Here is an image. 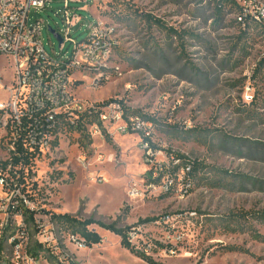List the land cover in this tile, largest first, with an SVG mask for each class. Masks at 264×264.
Returning a JSON list of instances; mask_svg holds the SVG:
<instances>
[{
  "label": "rangeland",
  "instance_id": "rangeland-1",
  "mask_svg": "<svg viewBox=\"0 0 264 264\" xmlns=\"http://www.w3.org/2000/svg\"><path fill=\"white\" fill-rule=\"evenodd\" d=\"M84 5L70 39L80 41L88 24L100 18L112 28L116 47L100 85L92 87V74L73 84L76 94L88 101L120 100L130 111L155 119L156 143L202 168L183 200L134 198L129 191L142 187L145 173L137 135L93 139L71 131L60 137L57 148L34 164L42 211L121 229L138 225L145 241L161 239L163 227L155 221L168 215L185 235L172 252L132 251L114 232L92 224L101 242L81 250L69 245L75 263L264 264V65L256 70L264 59V35L243 34L234 15L219 16L201 0H88ZM62 14V0H53L29 18L42 19L46 52L67 57L73 44L60 46L48 30L65 31ZM140 14L164 26L146 23ZM248 87L252 105L244 101ZM4 94L0 90V100L7 102ZM80 152L86 154L85 166L77 160Z\"/></svg>",
  "mask_w": 264,
  "mask_h": 264
},
{
  "label": "built area",
  "instance_id": "built-area-1",
  "mask_svg": "<svg viewBox=\"0 0 264 264\" xmlns=\"http://www.w3.org/2000/svg\"><path fill=\"white\" fill-rule=\"evenodd\" d=\"M52 1L0 0V90L8 96L7 102L0 100V264H76L69 245L75 250L87 247L83 238L63 231L51 213L42 211V183L36 178L34 164L56 149L65 135L61 120L69 121L73 128L84 123L93 139L137 135L144 181L140 189L132 188L129 196L183 200L194 188L193 160L156 143L155 121L127 113L120 100L88 101L76 94L73 84L92 74L96 75L92 87L100 85L116 40L112 28L100 18L88 24L87 35L80 41L70 39V29L82 22L77 11L83 10L88 0H62L65 31H58L60 46L71 42L73 49L67 57L60 52L49 55L42 41L43 21L31 20L29 15L50 7ZM201 1L213 7L228 2L225 10L235 6L229 14L241 29L249 32L257 28L264 35V0ZM75 2L84 4L72 7ZM244 101H254L249 87ZM88 118L93 120L86 122ZM77 160L85 166L86 154L80 152ZM171 218L167 215L155 221L163 227L159 241H145L138 225L129 228L126 238L142 252L152 251L155 243L172 252L185 235L171 224Z\"/></svg>",
  "mask_w": 264,
  "mask_h": 264
},
{
  "label": "trees",
  "instance_id": "trees-1",
  "mask_svg": "<svg viewBox=\"0 0 264 264\" xmlns=\"http://www.w3.org/2000/svg\"><path fill=\"white\" fill-rule=\"evenodd\" d=\"M221 4L222 5L220 7H218V5L217 6L215 5V7H214L216 13L219 16L224 14V13H231L235 8V6L232 5L226 11L225 9L228 6V2L224 1ZM139 16L146 23H150V24L152 23V24L164 26V24L159 19L153 17L150 14H140ZM234 23H236V20H234ZM237 25L243 34L247 32L246 30L241 29L239 24H237ZM167 29L170 33H172L174 35H179L178 31H176L175 29H173L171 27H168ZM259 33L262 34L263 30H260ZM263 65H264V59L260 61L258 68L256 69L257 72L260 71V69L263 67ZM121 103H122V101H121ZM253 103H254V101L249 103V105H252ZM125 110L129 114L140 115L144 119H152L153 121H155V119L141 115L137 111H130L127 107H125ZM92 120H93V118H88V119H86V122H91ZM155 123H156V121H155ZM61 127L64 128V130H65L64 134H67L71 131H76V132L88 135L86 128L84 126V123H82L81 125H78L76 128H73V126L70 125L69 121L66 122L64 120H61ZM189 132H191V131L189 130ZM192 136L193 135L190 134V136L188 137V140H193ZM181 157L185 158V156H181ZM14 163H17V160H14ZM191 164H192V169H193V180H194L193 182L195 184V176L197 175L198 171L202 168V165L197 160L191 161ZM57 174H60V173L58 172ZM51 217H52V220L54 222H56V224L63 231L69 232L71 234H76V235L80 236L81 238H83L87 246H91L93 244H98L101 242V236L99 235V233H97L96 231L89 228V226L92 224H98L101 228H104L106 230L114 232L116 235H118L120 237V243L124 248L134 251V247L128 242V240L126 238V232L129 230L130 227H125L123 229L116 228L115 225H106V224H103L100 222H96L92 219L81 220V219L76 218V217H74L70 214H67V213H65V214L51 213ZM150 220H154V219H147L146 221H150ZM155 245H156L155 247H152V251H156V248H159V249L165 248V245L160 244V243H155ZM135 253H137L141 259H144L147 262H151L150 258H148L144 254L140 253L139 251H135ZM1 258H2V254H1V248H0V259Z\"/></svg>",
  "mask_w": 264,
  "mask_h": 264
},
{
  "label": "water",
  "instance_id": "water-1",
  "mask_svg": "<svg viewBox=\"0 0 264 264\" xmlns=\"http://www.w3.org/2000/svg\"><path fill=\"white\" fill-rule=\"evenodd\" d=\"M48 30L51 34L54 35L60 45L62 43V37L60 36V34L56 30L51 29L50 27H48Z\"/></svg>",
  "mask_w": 264,
  "mask_h": 264
}]
</instances>
